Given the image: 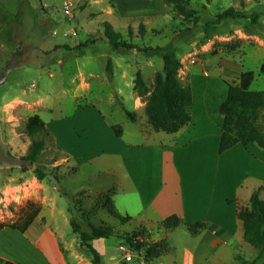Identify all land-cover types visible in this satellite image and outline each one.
I'll return each mask as SVG.
<instances>
[{
    "label": "crops",
    "instance_id": "0c3cea01",
    "mask_svg": "<svg viewBox=\"0 0 264 264\" xmlns=\"http://www.w3.org/2000/svg\"><path fill=\"white\" fill-rule=\"evenodd\" d=\"M113 1L119 18L126 20L154 17L166 11L165 0ZM39 19L38 31L53 27L49 17L42 15ZM52 36L57 37V31L54 30ZM38 38L41 41L36 47L40 51L42 48L62 50L66 44L52 40L45 45L44 33ZM254 38L258 43L246 42L232 51L195 53L198 61H183L178 76L183 83L190 84L193 98L190 120L175 131L143 129L140 122L138 124L136 119L126 114L127 120L122 127L119 126L120 134H114L103 124L94 135L93 142L86 141L92 135L84 134L81 137L84 142L77 147L73 142L74 131L85 132L88 127L87 116L74 107L80 105L81 99H86L88 104L97 103L94 99L102 100L97 92L95 97L91 96L92 92H86V89L98 87L97 79L101 81L100 73L92 71L99 57L95 52H84L78 58L76 72L85 73L88 79L96 78L86 80L89 88L75 85L69 89L70 99H65V102L71 105L67 109L72 114L55 118L62 114V110H58L60 113L51 112L44 117L40 110H53L54 105L43 108L44 102H37L35 109L45 121L54 143L75 168L62 179L67 181L71 174H77L75 191L84 189L95 197L108 196L116 214L109 213L102 205L100 208L119 218L112 233L145 230L151 244L162 239L168 241L167 251L142 264H238L237 251L253 247L244 239L245 229L238 211L249 205L256 188L262 186L264 189V147L256 142H237L221 151L224 116L220 105L227 98L229 84L239 83L245 71L253 73L251 89L264 88V39L257 34ZM127 72H130L129 68ZM120 74L115 66L112 78L116 86L122 80ZM130 77L133 83L134 75ZM132 104L134 109L135 104ZM65 121H68V126L64 125ZM101 133L103 138H100ZM96 177L99 179L93 184L83 185V182ZM30 178L36 176L33 174ZM54 186L57 193V184L53 183ZM61 197L58 193L54 195L52 206L44 201L24 231L6 226L0 228V264L7 261L16 264L79 263L78 256L85 253L79 251L78 238L70 224L65 220L62 226L53 222L56 217L65 219L68 215L67 205L58 202ZM170 216L179 218L176 225L166 223ZM44 217L47 221L43 220ZM114 234L109 236H117ZM108 237H96L92 243L102 256L104 251L111 252L114 260L111 264H119L124 260L125 252L124 247L119 246L126 239L120 237L112 248L107 244ZM117 248H120V254H113Z\"/></svg>",
    "mask_w": 264,
    "mask_h": 264
},
{
    "label": "rangeland",
    "instance_id": "374dc122",
    "mask_svg": "<svg viewBox=\"0 0 264 264\" xmlns=\"http://www.w3.org/2000/svg\"><path fill=\"white\" fill-rule=\"evenodd\" d=\"M165 3L166 11L162 15L126 20L119 18L113 0H0V76L5 68L8 72L5 83L0 84L1 138L14 156L24 155L33 138H43L45 146L41 158L32 167H41L48 173L44 179L39 180L37 177L30 178L34 174L33 168L23 170L22 166L18 165L0 167V223H21L25 213L36 206L40 210L44 201L47 202L46 205H54V195L61 194L59 190L56 193L55 186L53 188L55 183L58 189L60 187L67 192L58 202L67 205L68 215L65 219L54 218V223L62 226L65 220L73 231L70 223L73 218L85 231L108 236L114 234L112 232L115 226L117 227L119 218L100 208L102 202L109 201V198L92 196L84 189L75 191L77 174H71L67 181L62 179L74 172V165L68 163L65 153L54 143L52 135H30L24 129V122L28 117L38 114L37 108L35 109L37 102L43 101V108H46V105H54L53 110H40L44 117L51 112L60 113L58 110H62V114L56 115L55 118L66 113L72 114L67 109L71 108V105L65 102V99H70L69 89L75 85L89 88L86 80L96 78L93 76V79H88L85 73L76 72L79 68L78 58H81L84 52H95L99 56L95 69H92L95 73H100L101 81L97 79L99 89L89 88L86 92H92L93 97L97 92L102 100L94 99L97 103L88 104L86 99H81L80 105L74 107L81 109L80 113L87 116L88 127L85 132L74 131L76 135L73 142L77 147V144L84 142L81 139L84 134L92 135V138H87L86 141L93 142L94 135L103 124L115 134V127H122L127 115L136 119L138 124L140 122L143 129L153 128L145 107L155 91L162 55L158 50L148 48V45H164L170 41L176 29L191 27V33L186 38L173 40L182 64L185 59L198 61L195 53L202 55L219 50L232 51L246 42L258 43L254 38L256 34L264 39V0H165ZM229 7L247 15L254 11L260 13L256 16V21L251 20V16L216 18L218 13ZM42 15L50 18L53 27L38 31L41 21L39 18ZM216 19L217 22L212 23ZM105 21L112 24L121 39L136 45V48L113 47L104 33ZM140 23L145 27L144 35L139 32ZM54 30L57 31V37L52 36ZM42 33L45 34V45L57 40L66 43L65 47L56 51L49 48L38 50L36 45L41 41L38 35ZM74 41L76 42L72 44ZM54 53L59 55L52 56ZM59 59H62V62H58ZM108 60H111L112 73L115 72V66L121 72L122 80L118 82V86L106 71ZM128 68L131 74L127 72ZM138 69L143 71L142 76L149 87L143 95H139L133 87L134 82L131 83L130 76H135ZM132 103L135 104L134 109ZM64 125L68 126V121H65ZM103 135L101 133L100 138H103ZM98 179L99 177L92 178L83 182V185L88 187ZM31 202L34 204L30 205ZM43 220L47 221V218L44 217ZM122 225L130 229L125 223ZM138 231V234L119 232L121 234H114L118 237L107 238V244L112 248L114 244H118L120 237L126 239L119 246L125 250L124 260L119 264H142L159 255L166 247L162 241L165 239L151 244L149 234L145 230ZM74 234L78 238L79 251L85 253L78 256V264H91L92 255L80 244L78 234ZM141 242L143 245L138 247ZM120 248L114 250L113 254H120ZM237 253L238 264H264V248L260 253L253 247L239 249ZM112 261L114 260L111 252L104 251L101 263L111 264Z\"/></svg>",
    "mask_w": 264,
    "mask_h": 264
},
{
    "label": "trees",
    "instance_id": "16d2710c",
    "mask_svg": "<svg viewBox=\"0 0 264 264\" xmlns=\"http://www.w3.org/2000/svg\"><path fill=\"white\" fill-rule=\"evenodd\" d=\"M259 11H254L252 14L247 15L238 9L229 7L221 13L216 15V18L223 19L227 17L243 18L249 17L251 20L256 21V16L259 15ZM213 20L212 23L217 22ZM207 26H209L207 24ZM105 36L113 47H127L136 48V45L121 39L118 31H116L109 21L104 22ZM139 32L141 35L146 33L143 23L139 24ZM191 33V27H182L174 31L170 41L164 45H157L155 47L148 45L150 49H156L161 52L162 65L158 75L155 91L149 97L145 111L149 118V122L155 130L175 131L182 127L190 120V110L192 105V89L189 83H183L179 76L178 71L181 67V60L177 55L173 40H179L186 38ZM108 76H112L111 60L107 62ZM7 68L0 76V84L6 81ZM253 79V73L251 71H245L240 76V82L236 84H229V90L227 98L220 105V111L224 116L223 131L220 140V150H224L237 142H256L260 146L264 147V88L263 89H251L250 84ZM134 88L139 95L147 93L149 90L142 73L138 70L133 79ZM24 129L30 135L36 134H48L50 131L46 126L45 121L38 115L33 114L28 117L24 122ZM116 133H121L120 127H115ZM45 146V140L43 138H33L28 145L27 151L22 155V159L29 163V166H22L23 170L33 168L35 176L41 180L44 179L48 173L41 167H32V165L38 162L41 158V152ZM61 195H67L66 191H63L59 187ZM104 195L101 198H105ZM108 198V196H107ZM34 203H30L33 205ZM106 207L111 214H116L111 201H104L101 204ZM36 206V205H35ZM39 212V207H35L33 210L25 213L24 220L21 223L5 224L0 223V228L4 226H10L24 231L30 222ZM240 219L244 225V239L251 244L260 253L264 248V189L263 187L256 188L250 198L248 206L240 208L238 211ZM178 217H168L166 223L170 226L176 225ZM70 223L73 231L76 232L80 239V244L85 247L91 255V264H102L101 253L92 244V240L99 236H108L100 233H91V231L83 230L79 223L71 218ZM194 230V227H191ZM88 232V233H87ZM140 231H134L131 234H138ZM143 242L138 244L141 247ZM152 253V249H150ZM6 264H16L11 261H7Z\"/></svg>",
    "mask_w": 264,
    "mask_h": 264
},
{
    "label": "water",
    "instance_id": "95a60500",
    "mask_svg": "<svg viewBox=\"0 0 264 264\" xmlns=\"http://www.w3.org/2000/svg\"><path fill=\"white\" fill-rule=\"evenodd\" d=\"M27 166L29 163L24 161L21 156H14L8 146L4 143L0 133V167L1 166Z\"/></svg>",
    "mask_w": 264,
    "mask_h": 264
},
{
    "label": "bare ground",
    "instance_id": "6f19581e",
    "mask_svg": "<svg viewBox=\"0 0 264 264\" xmlns=\"http://www.w3.org/2000/svg\"><path fill=\"white\" fill-rule=\"evenodd\" d=\"M63 46H65V44L63 45ZM17 63H19V62H17ZM16 63V64H17ZM15 64V65H16ZM5 83V82H4ZM134 87V86H133ZM27 166H29V165H27ZM100 237V236H99ZM102 237H108V236H102ZM164 242H165V244H166V247L165 248H163V251H167L168 249H169V244H168V241L167 240H164ZM93 244V243H92ZM100 252V251H99ZM102 255V254H101Z\"/></svg>",
    "mask_w": 264,
    "mask_h": 264
}]
</instances>
